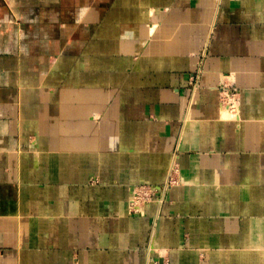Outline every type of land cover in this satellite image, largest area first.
<instances>
[{"label": "crops", "instance_id": "0c3cea01", "mask_svg": "<svg viewBox=\"0 0 264 264\" xmlns=\"http://www.w3.org/2000/svg\"><path fill=\"white\" fill-rule=\"evenodd\" d=\"M0 264H264V0H0Z\"/></svg>", "mask_w": 264, "mask_h": 264}, {"label": "built area", "instance_id": "2783aa9c", "mask_svg": "<svg viewBox=\"0 0 264 264\" xmlns=\"http://www.w3.org/2000/svg\"><path fill=\"white\" fill-rule=\"evenodd\" d=\"M201 63H202V61H200L198 68L192 74V79L195 83L199 82L200 74L203 72V68H202ZM230 107L232 109L235 108L234 104H231V106H229V108ZM178 172H179L178 165H177V163H175L172 166V170H171V173H170L168 179L159 188V191H156V190L154 191L153 189H147L144 192L136 190V193L134 194L135 196L132 197L131 201H130V207H131L132 212H137L142 205L151 202L154 198V196H153L154 192L155 193L159 192V195L156 199L160 202H163L165 199V196L167 194V191L178 183V176H177Z\"/></svg>", "mask_w": 264, "mask_h": 264}, {"label": "bare ground", "instance_id": "6f19581e", "mask_svg": "<svg viewBox=\"0 0 264 264\" xmlns=\"http://www.w3.org/2000/svg\"><path fill=\"white\" fill-rule=\"evenodd\" d=\"M174 158H175L176 160H175ZM177 158H178V156H177L176 154H173V160H174L173 165L175 164V162H177ZM173 165H172V166H173ZM171 170H172V167H171ZM170 173H171V171H170ZM169 175H170V174H169ZM169 175H168V177H169ZM168 177H167V179H168ZM167 179H166V180H167ZM135 193H136V188L134 187L133 190H132V192H131V198L135 196V195H134ZM130 201H131V199H130ZM130 201H129V202H130Z\"/></svg>", "mask_w": 264, "mask_h": 264}, {"label": "rangeland", "instance_id": "374dc122", "mask_svg": "<svg viewBox=\"0 0 264 264\" xmlns=\"http://www.w3.org/2000/svg\"><path fill=\"white\" fill-rule=\"evenodd\" d=\"M202 76H203V72L200 74V80L202 79ZM200 80H199V82H200ZM170 171H171V168L169 169V174H170Z\"/></svg>", "mask_w": 264, "mask_h": 264}]
</instances>
